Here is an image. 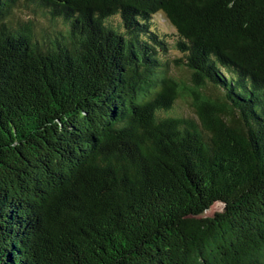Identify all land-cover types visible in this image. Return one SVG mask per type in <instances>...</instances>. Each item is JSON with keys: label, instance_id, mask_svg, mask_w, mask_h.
Listing matches in <instances>:
<instances>
[{"label": "trees", "instance_id": "16d2710c", "mask_svg": "<svg viewBox=\"0 0 264 264\" xmlns=\"http://www.w3.org/2000/svg\"><path fill=\"white\" fill-rule=\"evenodd\" d=\"M0 264H264V0H0Z\"/></svg>", "mask_w": 264, "mask_h": 264}, {"label": "rangeland", "instance_id": "374dc122", "mask_svg": "<svg viewBox=\"0 0 264 264\" xmlns=\"http://www.w3.org/2000/svg\"><path fill=\"white\" fill-rule=\"evenodd\" d=\"M153 22L155 24V26L157 27V29L159 30V32H161L162 34H164L165 36L169 37L168 42H173V40H175L176 38V33L175 30L170 26L169 23H167V21L161 16V15H156L153 17ZM169 58L171 60H175L180 58V54L175 52V51H170V53L168 54ZM170 68H171V73H173V76H176L177 78L183 79L185 81H189V75L188 72L182 68L179 67L178 65H176L174 62H171L170 64ZM178 107H175V111L180 114L183 115V117H187V116H192V111L190 110L188 104H186V102L184 101H178L177 103ZM220 205L214 204L211 207V210L209 212V214H211L214 211L220 210ZM208 214V215H209Z\"/></svg>", "mask_w": 264, "mask_h": 264}, {"label": "water", "instance_id": "95a60500", "mask_svg": "<svg viewBox=\"0 0 264 264\" xmlns=\"http://www.w3.org/2000/svg\"><path fill=\"white\" fill-rule=\"evenodd\" d=\"M219 211V210H218ZM210 215V214H209Z\"/></svg>", "mask_w": 264, "mask_h": 264}]
</instances>
